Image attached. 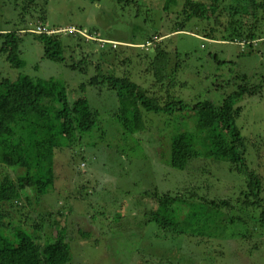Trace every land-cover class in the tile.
Here are the masks:
<instances>
[{
  "label": "trees",
  "instance_id": "trees-1",
  "mask_svg": "<svg viewBox=\"0 0 264 264\" xmlns=\"http://www.w3.org/2000/svg\"><path fill=\"white\" fill-rule=\"evenodd\" d=\"M88 1L98 5L101 0ZM113 1L130 8L131 12L135 10L144 18L143 24L161 20L160 30L147 35L144 44L104 39L96 34L97 30L87 32L76 26L64 27L68 29L62 31V27L48 28L44 24L47 10L41 1L3 0V5L12 6L17 12L16 25L21 26L0 33V54L10 67L21 69L25 65L21 59L25 36L38 40L42 59L65 63L70 70L85 76L80 93H85V88L90 86L97 94L105 90L115 95L118 107L112 117L122 137L134 138L145 130L143 113L166 118L163 127L170 125L172 129L166 162L173 170L183 173L186 181L190 171L201 170L197 174L203 181L190 189L182 186L173 192L146 193L143 198L152 203L149 214L159 228L167 231L166 241L176 260L199 264L197 259L202 261L211 255L205 250L197 252L195 247L199 246L210 247L217 257L228 253L232 264H245L243 258L258 252L261 242L255 241L244 253L239 241L245 236L239 237L235 231L246 224L243 216L253 211V217L258 213L264 240V167L258 170L249 167L248 144L237 120L243 113L239 102L261 95L264 75L259 84H254L247 75L235 76L234 86L229 85L231 92L220 104L209 99L191 107L171 92L174 86H183L177 75L184 64L178 49L166 40L184 34L203 42H238L242 47H252L264 39V0H182L174 18L165 20L163 15L170 14L179 0H163L159 9L152 6V1ZM248 21L251 24L247 28ZM188 27L195 31H189ZM36 28L40 31L35 32ZM134 61H142L144 66L132 78L126 67ZM207 115L212 116L211 122L206 121ZM99 117V111L90 107L84 97L71 101L65 84L55 78L41 79L25 74L13 80L0 78V166L16 173L15 180L10 176L0 179V264L71 262L66 226L55 220L44 224V215L32 220L30 225H15L7 220L10 215L3 207L6 204L19 207L22 199L29 202L30 197L37 204L42 203L54 186L56 153L65 155L68 151L70 161L82 160L83 148L75 149L79 143L75 142L97 129ZM105 134L102 131L101 137ZM252 148H256L260 159V146ZM219 166L227 171L226 175L234 176L233 181H244L236 194L221 193ZM23 184L31 195L22 193ZM180 212L184 218L179 217ZM47 228L49 234L45 233ZM81 236L87 235L81 233ZM187 240L189 254H183L182 247ZM176 260L156 258L151 262L140 260L137 264H176Z\"/></svg>",
  "mask_w": 264,
  "mask_h": 264
},
{
  "label": "rangeland",
  "instance_id": "rangeland-1",
  "mask_svg": "<svg viewBox=\"0 0 264 264\" xmlns=\"http://www.w3.org/2000/svg\"><path fill=\"white\" fill-rule=\"evenodd\" d=\"M38 1L47 10L44 24L48 28L62 27V31L68 29L64 27L76 26L87 32L97 30L96 34L104 39L144 44L146 36L160 30L162 25L161 20L143 24L144 18L136 14L135 10L131 12L130 8H123L113 0H101L98 5L88 0ZM150 1L153 2L152 6L159 9L163 0H146V3ZM2 3L3 0H0V33L19 28L21 25H16L17 12L12 6ZM178 3L177 7L171 8L170 14L163 15L164 20L174 18L182 0ZM247 23L248 28L251 21ZM188 30L195 31L193 27H188ZM25 37L21 45L24 67H10L0 54V78L13 80L21 74L41 79L55 78L65 84L71 101L84 97L90 107L99 111L100 117L97 129L83 136L85 139L75 142H79L75 149L80 146L83 148V159L70 161L68 151L65 155L56 153L54 186L48 197L40 204L29 196L30 201L22 199L19 207L4 205L3 209L10 215L7 220L15 225H30L32 220L44 215V224H51L55 220L66 226V240L72 252L69 264H137L140 260L151 262L156 258L174 262L176 254L172 255L170 244L166 241L168 233L157 226L155 218L149 214L152 210L151 200L143 197L154 190L173 192L182 186L190 189L203 181L197 174V171L201 174V170L190 171L186 181L183 173L169 166L167 156L172 129L170 125L163 127L166 118L143 113L145 130L138 134V138L122 137L119 125L112 117L118 107L115 95L105 90L97 94L90 86L85 88V93H80V83L85 81V76L70 70L65 63L42 59L43 50L39 41L29 35ZM168 41L171 47L178 49L184 64L177 75L183 86L176 85L171 92L177 100H183L191 107L198 101L209 99L220 104L231 92L232 87L229 85L236 82L235 76L247 75L250 81L259 84L264 75V39L252 47H242L238 42H203L184 34L172 36ZM141 55L144 56L143 53ZM133 65L135 68L132 70ZM133 65L126 69L135 78L142 71L144 63L134 61ZM239 104L243 106V113L237 120V126L248 144L247 161L250 168L258 170V167H264V87L260 96L242 100ZM205 119L211 122L212 116L207 115ZM102 131L106 132L103 137ZM253 145L260 146V159ZM221 168L218 167L219 184L221 189L223 187L221 193L226 196L236 194L244 186V181H233L234 176L226 175L227 171ZM4 176L16 179L15 171L0 166V179ZM23 188V194L31 195L26 185L23 184ZM47 212L52 216H48ZM253 213L243 216L246 224L238 226L235 232L240 234L239 237L245 236V239L239 241L244 253L246 249L249 251L255 241L261 242L258 252L246 255L244 263L264 264L262 229L257 221L258 213L254 217ZM181 214L179 217L184 218ZM48 230L45 233L49 234ZM50 231L54 233L52 228ZM81 233L87 236L83 237ZM188 241L182 247L183 254H189ZM195 249L200 253L205 250L211 254L202 261L197 259L199 264H232L228 253L217 257L216 251L210 247L197 246ZM176 262L188 264L185 263L187 261Z\"/></svg>",
  "mask_w": 264,
  "mask_h": 264
},
{
  "label": "built area",
  "instance_id": "built-area-1",
  "mask_svg": "<svg viewBox=\"0 0 264 264\" xmlns=\"http://www.w3.org/2000/svg\"><path fill=\"white\" fill-rule=\"evenodd\" d=\"M40 31V28H36V31L35 32H39Z\"/></svg>",
  "mask_w": 264,
  "mask_h": 264
}]
</instances>
